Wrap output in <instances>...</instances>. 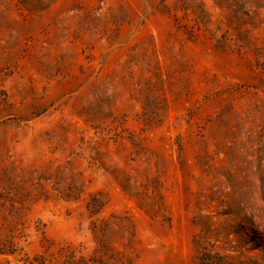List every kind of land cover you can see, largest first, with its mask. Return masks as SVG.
Masks as SVG:
<instances>
[{"label":"rangeland","instance_id":"374dc122","mask_svg":"<svg viewBox=\"0 0 264 264\" xmlns=\"http://www.w3.org/2000/svg\"><path fill=\"white\" fill-rule=\"evenodd\" d=\"M0 264H264V0H0Z\"/></svg>","mask_w":264,"mask_h":264}]
</instances>
